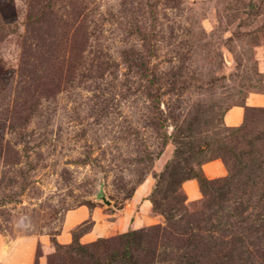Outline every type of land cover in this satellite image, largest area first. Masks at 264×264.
Returning <instances> with one entry per match:
<instances>
[{
    "label": "rangeland",
    "instance_id": "1",
    "mask_svg": "<svg viewBox=\"0 0 264 264\" xmlns=\"http://www.w3.org/2000/svg\"><path fill=\"white\" fill-rule=\"evenodd\" d=\"M257 95L264 0H0V264H264Z\"/></svg>",
    "mask_w": 264,
    "mask_h": 264
},
{
    "label": "crops",
    "instance_id": "2",
    "mask_svg": "<svg viewBox=\"0 0 264 264\" xmlns=\"http://www.w3.org/2000/svg\"><path fill=\"white\" fill-rule=\"evenodd\" d=\"M255 103H264V97L262 96H252L249 97L246 100V105L247 106H251V105H255ZM241 108L235 109V110H231L227 115H226V119L228 120V123L230 125H237L240 123L241 121V110H239ZM230 117V119H229Z\"/></svg>",
    "mask_w": 264,
    "mask_h": 264
},
{
    "label": "water",
    "instance_id": "3",
    "mask_svg": "<svg viewBox=\"0 0 264 264\" xmlns=\"http://www.w3.org/2000/svg\"><path fill=\"white\" fill-rule=\"evenodd\" d=\"M101 200H103L107 205L111 204V201L107 198L106 194L103 192L101 196H99Z\"/></svg>",
    "mask_w": 264,
    "mask_h": 264
}]
</instances>
